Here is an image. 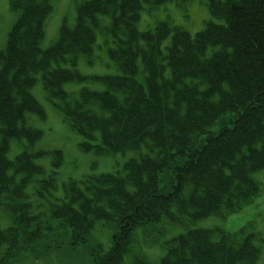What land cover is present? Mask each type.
<instances>
[{"label": "trees", "instance_id": "16d2710c", "mask_svg": "<svg viewBox=\"0 0 264 264\" xmlns=\"http://www.w3.org/2000/svg\"><path fill=\"white\" fill-rule=\"evenodd\" d=\"M169 1L188 0H83L75 25L64 22L58 39L43 48L55 0H10L18 15L0 51V195L9 194L12 223L0 228V264L44 255L56 228H67L69 238L55 244L82 246L91 264H128L132 254L131 264L258 262L257 241L264 239L245 227L189 228L166 242L156 263L132 247L137 227L163 217L185 223L242 209L260 191L254 172L264 169V0H206L217 21L195 36L168 20L138 28L142 9ZM107 32L110 62L120 72L84 75L80 60L95 61L98 33ZM39 78L63 118L84 135L83 149L138 152L123 170L70 181L63 202L50 208L61 222L34 213L24 188L44 171L34 156L47 152L30 151L43 133L26 124L29 112L45 116L31 93ZM91 79L102 88L78 94L64 88ZM13 138L27 144L12 160ZM53 153L59 166L61 152ZM17 172L26 174L17 180ZM100 221L115 227L105 252L87 245Z\"/></svg>", "mask_w": 264, "mask_h": 264}, {"label": "rangeland", "instance_id": "374dc122", "mask_svg": "<svg viewBox=\"0 0 264 264\" xmlns=\"http://www.w3.org/2000/svg\"><path fill=\"white\" fill-rule=\"evenodd\" d=\"M83 0H55L54 9L48 16L45 25L46 36L42 41V47H50L59 37L61 25L66 22L69 26L76 23V11ZM17 11L10 6V0H0V51L6 48L8 34L16 21ZM104 24H109L107 16L101 17ZM215 20L209 12L205 0H189L184 5L176 2H168L157 9L141 12L137 23L140 30L152 29L157 21L168 20L176 25H181L193 35L196 34L209 20ZM112 34V32H111ZM111 34L98 33V39L94 49L95 61L89 63L82 58L79 63V70L87 76L117 74L119 69L110 62L108 46L111 44ZM113 36V34H112ZM171 37L163 42L168 45ZM105 42V43H104ZM102 83L98 81H75L68 82L64 88L78 94L81 88L90 87L101 89ZM31 93L44 108L45 116L36 112L27 114L26 124L42 131V137L30 151H47L44 154L34 156V161L44 167L43 172L33 174L25 185L27 199L32 203L34 213L44 212L46 220L59 221L61 219L52 217L50 208L54 204L63 202L66 188L70 181L81 180L90 175H100L116 170H123L127 160L137 156L135 150L116 152L113 154H99L94 150H85L82 142L84 135L73 129L68 121L63 118V113L57 107L53 97H50L44 88L41 78L32 87ZM27 139H11L8 156L14 159L21 151L26 150ZM23 149V150H22ZM61 152L62 163L55 165L56 159L53 151ZM12 174L14 171L12 170ZM25 172H17L16 179L20 180ZM254 177L261 183V190L253 200L242 209L227 213L225 215H211L193 222H173L167 217L139 226L134 230L132 247L135 253L144 255L151 262H158L166 252V242L172 237L185 232L189 228H210L219 229L225 232H235L246 227L248 231H256L264 239V169L254 173ZM8 193L0 195V228H6L12 223L11 211L7 203L11 201ZM115 227L112 222H98L92 230L90 243L91 248L100 245V250L105 252L112 245V235ZM48 241L43 245L51 246L46 253L38 259L30 255L19 257L12 264H91L92 255H89L82 246L72 247L62 244L57 246L56 242L68 241L67 231L64 228H56L49 231ZM261 244L262 251L260 259L256 264H264V242ZM98 250V249H96ZM34 254V253H33ZM132 255L126 256V261L131 262Z\"/></svg>", "mask_w": 264, "mask_h": 264}, {"label": "bare ground", "instance_id": "6f19581e", "mask_svg": "<svg viewBox=\"0 0 264 264\" xmlns=\"http://www.w3.org/2000/svg\"><path fill=\"white\" fill-rule=\"evenodd\" d=\"M188 1H189V0H188ZM188 1H185V3L188 2ZM185 3H183V4H185ZM187 53H188L189 55H192L190 52H187Z\"/></svg>", "mask_w": 264, "mask_h": 264}]
</instances>
